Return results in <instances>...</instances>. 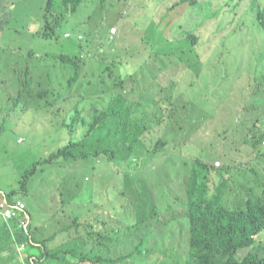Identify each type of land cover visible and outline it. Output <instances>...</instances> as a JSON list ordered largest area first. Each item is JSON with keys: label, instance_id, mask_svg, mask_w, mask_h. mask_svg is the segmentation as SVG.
I'll use <instances>...</instances> for the list:
<instances>
[{"label": "rangeland", "instance_id": "obj_1", "mask_svg": "<svg viewBox=\"0 0 264 264\" xmlns=\"http://www.w3.org/2000/svg\"><path fill=\"white\" fill-rule=\"evenodd\" d=\"M46 1L0 0V187L3 192L19 190L24 173L34 168V164L38 161L48 159L51 153L65 143L64 134L60 132L56 134L45 132L43 133L45 137L41 136L43 124L40 122L44 110L52 115L59 107L61 108L59 112L64 111L66 116L78 101L82 102L84 96L89 106L92 101L101 104L100 102L107 96L120 94L126 101L135 104L134 112L142 120H146L145 115L157 116L159 111L156 113V105L153 102H160L161 97L146 100L143 93V90L151 91L157 96L158 92L155 93V90L159 91L157 86L159 82L151 75L156 73L155 66H148L145 63L148 59L152 61L155 52H161L162 55L169 49L178 51L179 59L175 54H170L166 59L162 57L166 63L163 65L164 68L161 65L158 68L160 78L163 79L166 74H170V70L174 67L178 73L186 71L183 85H180L179 89L186 93L187 99L196 100V110L184 109L179 116L195 119L203 125L197 126L194 135L189 138L186 134L190 124L188 126L186 123L184 133L183 131L174 133L169 128L170 131H166L165 136L169 142L165 141V147L153 158L147 153L144 155L146 151L135 157L126 156L127 165L133 163L139 168L131 169V173L139 176L141 171V176L146 178L143 180V189L148 187L149 192L144 196H154L159 207V218L170 221V217L174 214L184 212L178 201L185 198L184 186L193 172V163L200 158L199 151L206 146V142L208 146L209 141L218 135L214 126L218 121L225 123L230 135L247 145L257 142L264 133V80L255 86L260 90L258 99L253 96L247 97L236 111L232 105V96L236 91H240L236 90L237 87L244 84L246 89L243 92L247 93L251 78H256L255 70L264 69V30L258 26L255 16L258 10H264V0H191L190 2L105 0V3L104 0H90L89 3L86 0L83 5L85 7L67 17V22L57 30L59 37L49 39L39 35L45 30ZM103 7H105L104 11ZM167 7L170 8L169 13ZM107 11L109 14L106 21ZM165 14L167 15L164 16ZM58 17H60L59 13L56 12V15L52 16V21ZM111 26L119 29L114 40L108 38ZM189 32L197 35L195 44L191 45L189 42ZM112 46L121 51L123 57L118 59L121 60V65L110 66L114 61L109 54ZM137 48L143 50L141 55L130 56L129 54ZM32 52H35V56L30 60L27 57ZM60 54L80 57L78 61L80 73L76 77V83L69 90L59 84L54 72L50 77L47 75L52 71L51 68L57 71V74L69 68L71 77L74 75L71 67L59 62ZM19 60H23V63ZM199 71L200 75L195 76ZM25 72L29 75L26 76ZM129 75L133 80L128 78ZM50 78L54 83L51 84L52 86L49 84ZM233 81H236V84L231 89L228 85ZM20 84L28 86L25 88ZM51 87L56 90L54 97L59 95L62 100H58L49 108L45 101H41L38 108V101L33 98L43 95L44 91ZM179 89L177 88L176 91L180 93ZM18 95H28L29 100L26 102L33 109L25 112L23 109L25 102L14 106L10 100L14 97L13 103L16 104L15 99ZM256 105L259 107H255ZM90 108L91 106L88 107V112ZM32 123L38 124L35 127ZM171 123L173 118H170ZM161 126L154 123L153 128L146 132L143 137L146 140L145 148L153 150L158 138L165 133L163 128L165 124ZM140 149H143V145ZM144 157L148 161L146 167L142 165ZM169 157L170 164L167 163ZM210 157L206 155L204 161L212 163ZM160 163H164L165 166L162 175L165 176L166 183L162 189L157 186V175L153 174L154 170L156 174L161 172ZM214 164L220 167L224 162L220 160L215 161ZM72 165V168L66 165L39 167L38 176L30 182L29 194L19 196L26 201L27 206L29 204L32 212L37 216L34 226L38 229L37 237L40 240L47 239L54 233L52 225L48 224V219L56 210L63 208L61 201L66 198L65 195L69 196L68 200H86L73 203H77L76 206L83 210L84 222H91L95 217L96 220L105 221L107 214L102 212H106V209L101 206L102 203L109 202L105 198V193L107 192L109 197L116 193L115 183L118 178L124 176L123 172L126 170L125 167L119 168L116 162L109 163L106 159L99 164L94 157L87 161H73ZM251 166L253 171L248 169L249 165L246 168L247 180L243 173L237 170L233 172L238 174L232 175L231 169V175L227 176L228 206L246 208L247 198L250 195L248 190L255 186L258 195L264 198V157L260 160L256 159ZM197 170L201 178L204 177L203 182L206 181L208 173L200 171L199 167ZM84 176H87V181L90 182L86 183V190L85 186L80 184L83 192L79 193L76 189L78 179ZM220 181L219 175L213 178L214 186H218ZM137 186L127 190L133 194ZM118 188L121 189L120 184ZM118 191L117 195H120L122 191ZM89 199L98 201L91 202ZM92 207L94 210L89 212ZM58 216L61 220L63 216L67 217L64 212H60ZM100 222H97V228L101 229ZM112 222L115 225L108 224L105 228L106 232L104 229L102 231L108 234L109 228L118 230L116 233L118 243L109 245L112 251L117 249L114 246H120L125 251V244L131 241L132 233L134 234L135 231L125 234L124 228L127 225L120 223L117 217H114ZM170 228L176 231L178 225L173 223ZM162 231L164 233L167 230L163 228ZM60 239L61 237H58L55 240L57 245ZM186 243V240H182L180 245H183L185 250ZM24 249L22 247L0 255V264L10 261L12 264H28V252ZM248 253V250L239 251L235 259L241 261ZM62 258L64 257L61 256L60 260ZM66 259L71 264L78 263L77 258L70 256ZM123 264L131 263L123 262Z\"/></svg>", "mask_w": 264, "mask_h": 264}, {"label": "trees", "instance_id": "obj_2", "mask_svg": "<svg viewBox=\"0 0 264 264\" xmlns=\"http://www.w3.org/2000/svg\"><path fill=\"white\" fill-rule=\"evenodd\" d=\"M87 1L89 3L90 0ZM190 1L183 0L182 2ZM85 2L86 0H47L45 6V30L39 35L46 39L58 38L57 30L60 26L67 22V17L79 12L80 8H84ZM169 9L167 7L168 13L170 12ZM104 10L105 7H103ZM56 12L59 13L60 17L52 21V16L56 15ZM108 14L109 11L106 12V21ZM257 22L258 26L264 30V10L257 13ZM188 34L191 45L195 44L197 35H193V32ZM108 35L109 40L116 38V36L111 37L109 33ZM173 44L177 45L174 42ZM142 51L141 48H137L129 55L132 57H135V54L140 56ZM177 52V50L175 52L170 49L162 55L161 52H155L152 55V61L150 62L148 59L145 62L148 66H155L154 70L156 73L151 75L159 82L157 85L159 91L155 90V93H159H157V96H154L151 91L143 90L146 100L151 98L155 100L154 97H161L160 102H153L156 105V113L159 111L157 116L149 117L145 115L144 118L146 120H142L134 112L135 104L131 101H126L120 94L107 96L105 100L100 102L101 104L92 101L89 106H87L84 96L82 102L78 101L70 109V112H66V116L64 111L59 112L61 110L59 107V109H51L54 110L52 115L44 110L40 122L43 124L41 125V136L45 137L43 134L45 132H48V134L60 132L64 134L65 143L51 153L48 159L38 161L34 164V168L24 173L19 190L1 193V199H7L12 203L19 198V200L26 202L19 196L29 194L30 182L38 176L39 167L42 166L66 165L72 168L73 161H87L94 157L97 158V163L99 164L103 162V159H106L109 163L116 162L119 168L125 167L126 170L123 172L124 176L118 178L115 183L117 185L115 186V189L117 188L115 190L116 193L110 197L107 192L105 193V198L109 200V202H104L101 205L106 209V212H102L107 214L105 221L96 220L97 218L95 217L91 222H84L83 210L76 206L77 203H73L86 200H68L69 196L65 195L66 198L61 201L63 208H59L60 210H56L53 214L51 213L53 216L48 219V224L52 225L54 233L51 237L40 240L37 237L38 229L34 226L37 216L34 215L29 204L27 206L25 203L26 209L20 211L22 217L15 218L9 222L0 221V255L24 247V251L28 252V264H63L61 261L65 262V264H71L66 259V257L70 256L78 259L77 264H123V262H130L131 264H264V198L258 195L257 186L248 190L250 195L247 198L246 208H233L226 203L229 187L227 176L231 175V169L237 167L235 162L238 161L242 162L238 171L243 173L245 180L248 179L246 175L247 165L250 167L248 169L253 171L251 164L256 159L260 160L264 157V133L261 134L257 142L247 145V143H241L240 139L230 135L229 129L225 128V123L218 121L214 125L218 135L209 141L208 146L206 142V146L199 151L200 158L193 163V172L184 186L185 198L178 201V205L181 208L183 207L184 212H178V215L174 214L173 217H170V221L159 218V207L155 202L154 196H144L145 193L149 192L148 187L143 189V180L146 178L141 176V171H139V176L131 173V169L138 170L139 168L133 163H128L127 165L126 156L128 158L130 156L135 157L139 153H143V151H146L144 155L147 153L152 158L155 157L165 147V141L169 142L168 138L165 139L166 131L171 129L174 133L182 131L184 133L187 123L188 126L190 124L186 134L187 138H189L194 135L193 133L196 131L195 128L197 126H203L196 122L197 120L195 119L190 120L187 117L179 116V113L184 109L196 110V100L187 99L186 93L181 92L179 89L183 85V76L186 75V71L178 73L174 67L173 70H170V74H166L163 79L160 78L158 68L161 66L164 68L163 65L166 63L162 57L166 59L170 54H175L179 59ZM109 54L111 59L114 60L110 66L121 65V60H118L123 57L120 50H116L112 46V51ZM28 55L29 57L27 58L31 60V58H34L35 52ZM79 60V56L60 54L59 62L71 67L75 76L71 77L68 72L69 68L60 71V74H57V71L51 68L52 71H49L47 75L50 77L54 72L59 84L64 85V89L69 90L76 83V77L80 73ZM19 62L23 63V60H19ZM26 72L25 75L28 76L29 74ZM255 74L256 78H251L247 93L243 92L246 87L242 84L236 89L240 91H236L232 96V105L235 111L242 106L247 97L259 98L260 90L255 86L261 80H264V69H256ZM199 75L200 71L195 73V76ZM128 78L133 80L131 75ZM51 80L50 78V85L53 83ZM235 80L237 81V79ZM236 81L227 85L232 89ZM20 85L25 86V88L28 86ZM177 88L180 93L176 91ZM55 92V88L51 87L45 90L43 95L33 98V100L38 101V108L41 101H45L47 108L53 107L58 100H62L59 95H56L57 98L54 97ZM62 96L64 95L62 94ZM13 98L10 101L14 106L19 105L20 102H25L26 104L23 106L25 112L33 109L26 102L29 100L28 95H18V98L15 99L16 104L13 103ZM90 106L91 110L88 112V107ZM59 113L60 115H58ZM55 116L57 118L54 119ZM152 117H155V119H152ZM170 118H173V123L171 124ZM246 122L247 124L249 123L247 120ZM154 123L160 127L165 124L163 126L165 133L158 138L153 150H149L147 147L145 148L146 140L143 137L146 132L153 128ZM182 123L185 125H182ZM36 124L33 125L36 127ZM142 145L143 149L141 150ZM181 146L183 147V145ZM206 155L211 156L209 160H213L212 163L204 161ZM61 159L63 160L59 161ZM145 159L146 157H144L143 164L141 163L143 167L148 165V161ZM217 160L224 162L222 167L215 166L214 162ZM169 161L170 157L167 163ZM160 164L162 166L161 172L156 174L154 170L153 174L157 175V186L162 189L166 183L164 181L165 176L162 175V171H165V166L164 163ZM198 167L200 171L208 173L204 182V177L201 178L197 170ZM110 169L112 168L110 167ZM109 173L111 175L112 171L110 170ZM233 174L238 173L233 172ZM218 175L221 181L218 186H214L213 178ZM87 182H90L87 181V176L78 179V188L76 189L79 193L83 192L80 184H83L86 190ZM118 184L121 185V189L118 188ZM199 184H201L200 187ZM135 185H138L135 192L133 191V194L129 193L127 189ZM118 190L122 191L120 195H117L119 194ZM89 200L91 202L98 201L96 199ZM93 210L92 207L89 212ZM60 212H64L67 217L63 216L61 220L58 216ZM114 217H117L121 221L120 223L127 225L124 228L126 230L125 234L126 232L135 231L134 234L132 233L131 241L125 244V251L120 246H114L117 249L112 251V247L109 245L116 242L118 230L115 231L114 228H109L107 230L109 231L107 232L108 234L105 233V228L108 224L115 225L112 222ZM162 219L164 220L161 221ZM24 221H26L25 225H23ZM98 221H101V229L97 228ZM173 223L178 225V230H171L170 225ZM163 228L167 230L164 233L162 231ZM58 237H61V239L57 245L55 240ZM182 240L187 242L184 245L186 250L183 249V245L180 246ZM242 250H248L249 253L243 260H236V254ZM61 256L64 258L60 260ZM2 264H12V262H4Z\"/></svg>", "mask_w": 264, "mask_h": 264}, {"label": "built area", "instance_id": "obj_3", "mask_svg": "<svg viewBox=\"0 0 264 264\" xmlns=\"http://www.w3.org/2000/svg\"><path fill=\"white\" fill-rule=\"evenodd\" d=\"M112 30L113 32L115 31L114 28ZM25 209L26 205L23 202H19L18 205L13 206L9 202L3 201L0 203V219L9 222L17 216L18 211H24ZM25 222H23V225H25Z\"/></svg>", "mask_w": 264, "mask_h": 264}, {"label": "clouds", "instance_id": "obj_4", "mask_svg": "<svg viewBox=\"0 0 264 264\" xmlns=\"http://www.w3.org/2000/svg\"><path fill=\"white\" fill-rule=\"evenodd\" d=\"M260 11H262V10H258L257 13H259ZM257 13L255 14V16H256V20H257ZM113 28L115 29L114 32H113V30H112ZM118 32H119V29H117L116 26H115V27L113 26V27H110V28H109V34L111 35V37H113V36H117V35H118ZM66 35H67V33H66ZM67 36H68V35H67ZM21 140H23V138H21ZM217 161H220V160H217ZM241 163H242V162H238V161L235 162V164H236L237 167H236L235 169H232V172H233L234 170H237V171H238V170L240 169V167H241V166H239ZM218 164L220 165V162H218ZM222 166H223V165H222ZM222 166H220V167H222ZM233 166H234V165H233ZM238 166H239V167H238ZM232 168H233V167H232ZM1 193L3 194V193H5V192H3V191L1 190V188H0V196H1ZM3 201H7V202H9V204H11V205H13V206L18 205L19 202H23L22 200L17 199V200H15V202H12V203H11V202H10L9 200H7V199H4V198L1 199V198H0V203L3 202ZM23 203L25 204V202H23ZM239 209H240V208H239ZM18 217H22V213H21L20 211L17 212V216L14 217V219H15V218H18ZM12 220H13V219H12ZM0 221H3V220L0 219Z\"/></svg>", "mask_w": 264, "mask_h": 264}]
</instances>
